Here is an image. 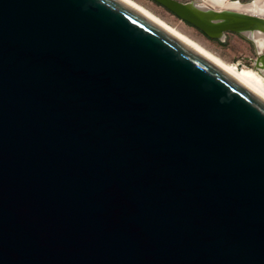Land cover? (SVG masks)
<instances>
[{"label":"water","instance_id":"1","mask_svg":"<svg viewBox=\"0 0 264 264\" xmlns=\"http://www.w3.org/2000/svg\"><path fill=\"white\" fill-rule=\"evenodd\" d=\"M0 264H264V93L130 0H0Z\"/></svg>","mask_w":264,"mask_h":264},{"label":"rangeland","instance_id":"2","mask_svg":"<svg viewBox=\"0 0 264 264\" xmlns=\"http://www.w3.org/2000/svg\"><path fill=\"white\" fill-rule=\"evenodd\" d=\"M135 1L150 9L152 12L164 19L170 25L177 28L184 34L188 35L190 38L194 39L195 41L203 45L205 48H207L209 51L221 57L223 60L231 63L241 62L244 66L256 69L252 60L257 55L256 49L254 44L245 36L235 32H227L226 35L221 39L211 38L207 36L204 32H202L200 29L181 19L155 0ZM241 1L249 2L250 0Z\"/></svg>","mask_w":264,"mask_h":264},{"label":"bare ground","instance_id":"3","mask_svg":"<svg viewBox=\"0 0 264 264\" xmlns=\"http://www.w3.org/2000/svg\"><path fill=\"white\" fill-rule=\"evenodd\" d=\"M143 10L147 11L157 19H159L161 22L172 28L174 31L194 43L195 45L199 46L206 52H208L210 55H212L214 58H216L218 61H220L222 64L227 66L229 69L234 71L236 74L241 76L243 79H245L247 82L252 84L254 87L259 89L261 92L264 93V68H262L263 73L260 71H257L254 68L242 66L239 67L238 63H231L223 60L221 57L215 55L211 51H209L207 48H205L203 45L195 41L194 39L190 38L188 35L184 34L177 28L170 25L168 22H166L164 19L156 15L154 12H152L150 9L146 8L142 4L138 3L135 0H130ZM196 4L199 5L201 8H209L212 10H227V11H237L241 13H252V14H258L264 19V0H250L249 2H242L241 0H200L197 1ZM245 35L253 38L256 42L259 50H264V34L260 32L255 31H248L245 32Z\"/></svg>","mask_w":264,"mask_h":264},{"label":"flooded vegetation","instance_id":"4","mask_svg":"<svg viewBox=\"0 0 264 264\" xmlns=\"http://www.w3.org/2000/svg\"><path fill=\"white\" fill-rule=\"evenodd\" d=\"M264 51V50H263Z\"/></svg>","mask_w":264,"mask_h":264}]
</instances>
